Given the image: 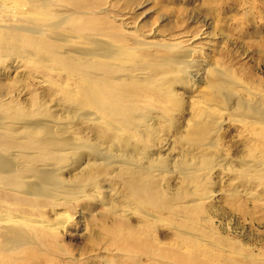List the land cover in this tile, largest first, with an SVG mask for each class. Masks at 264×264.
<instances>
[{"label": "rangeland", "instance_id": "1", "mask_svg": "<svg viewBox=\"0 0 264 264\" xmlns=\"http://www.w3.org/2000/svg\"><path fill=\"white\" fill-rule=\"evenodd\" d=\"M1 1L4 0H0V23L8 27L26 26L25 32L33 28L31 24L14 17L13 11L17 9L30 11L28 6L22 4L25 0H14L17 6L12 0ZM41 4L51 14L48 24L55 22L58 33L70 35L71 45L87 49L90 47L89 40L109 43L123 56L135 55V60H138L134 73L146 71L145 65L156 59L154 55H164L167 46L176 45L180 50L193 49V60H199L200 66L207 72L205 79L201 74L196 82L189 81L185 75H169V85L165 87L167 94L163 93L169 98H165L162 105L159 102L148 104V108L139 105L148 109L142 113L149 134L143 138H130L128 132H124L127 129L123 120L125 116L120 114L116 119L121 122L122 128H119L123 130L120 143L128 151L141 149L148 158L160 155L166 161V170L154 178L152 188L164 192L168 204L173 203L174 206L171 205V214L163 215L165 222H156L153 235L158 241L165 242L170 236L175 238L173 230L175 226H181L179 220L172 217L176 210L174 200L183 188L173 163H187L193 157L197 168L204 170L205 166L199 160L210 158V161H206L210 169L201 171V174H207L205 182L198 186L202 199L200 210H197L193 222L188 220L183 223L185 229L209 236L208 229H211L219 234L220 240L223 239V247L229 245L241 261L245 260L248 252L254 256L258 253L256 257L263 259L264 253H260L264 252V186L259 181L247 183L244 181L246 179L237 178L235 171L238 169L237 159L246 154L248 145L256 144L258 138L244 131L243 119L232 108L233 104H224L216 94L208 71H221L227 87H230V90H225L234 93V96H241L244 102L248 103L250 97L245 90H252L255 97L258 98L259 94L264 99V0H43ZM72 26L80 27L82 33L72 31ZM94 28L100 29V34L94 35ZM57 43L62 48L66 45ZM15 48L16 52L10 48L0 50V100L16 102L27 112L32 110L53 117L58 115L55 117H62L63 120L69 119V110L60 94L57 96V89L71 87L67 85L72 84L73 79L65 75L66 70L59 69L49 60L45 63L42 61L44 66H34L36 57L25 55L20 45ZM194 100L197 105L209 101L208 105L216 109L228 110L230 119L221 126L217 137L211 136L212 133L205 135L199 128L184 129L187 119H191L193 125L198 123L188 112ZM9 107L3 106L5 109ZM70 133L78 141L87 140L97 146H101L97 135H109L95 124L83 121L76 122ZM207 142H215L213 145H216V150L209 154L199 151ZM81 153L72 156L73 163L64 164L58 176L65 182L70 183L78 176L81 169L77 164L84 158V150ZM94 161H97L96 164L91 160L92 165L95 164L93 169L100 173L99 177L96 176V188H100L87 189L84 193L86 197L68 202V206L66 203L50 202L46 207H39L47 200L38 198L33 199V210L31 205L15 206V200L6 197L4 194L7 191L0 187L1 215L4 216V210H7L15 215L46 219L52 223L66 221L61 230L51 232V237H34L30 232L33 239L27 245L18 247L17 251L21 252L15 258L10 257L11 249L4 246L2 240L8 231L4 228L9 224L0 223V264H107L104 255L122 254L115 251L112 243L108 244L111 240L118 245L122 243L109 233L111 228L121 230L119 225L113 223L112 216L116 217L124 211L123 217L135 224L141 213L130 202L127 177L114 167L107 169L97 165L98 160ZM234 190H238L239 195ZM96 192L99 193L95 195ZM90 195L95 197L89 198ZM56 213L61 215L56 216ZM125 218H120V221H125ZM143 260L140 264H148ZM161 263L169 264L162 261L155 264Z\"/></svg>", "mask_w": 264, "mask_h": 264}, {"label": "bare ground", "instance_id": "2", "mask_svg": "<svg viewBox=\"0 0 264 264\" xmlns=\"http://www.w3.org/2000/svg\"><path fill=\"white\" fill-rule=\"evenodd\" d=\"M5 1L7 0L1 2ZM41 3L43 0H25L22 4L28 6L30 11L24 12L16 7L17 11H13L18 21L32 25L31 30L25 32L26 26L25 28L13 25L8 27L7 24L0 23V50L6 51L10 48L16 52L15 47L20 45L25 55L36 57L34 66H44L42 61L45 63L49 60L59 69L66 70L65 75L73 79L72 84L67 85L71 87L63 89L59 87L57 96L60 94L59 97L65 101L70 118L63 120L62 117H55L58 115L53 117L32 110L27 112L16 102L0 100V187L7 191L4 195L13 198L15 206L31 205L32 210L35 208L33 205L35 198L47 200L39 204V207H46L50 202L67 204L80 197L84 198L87 189L96 188L98 182L96 176L99 177L100 173L93 167L97 162L94 160H98L97 165L107 169L114 167L122 176L127 177V181L130 182L128 188L130 202L133 208L141 213L137 222L131 224L129 218L123 217L124 211H121L116 217L112 216L113 223L119 225L121 230L104 228L109 229L110 234L122 241L120 245L112 240L108 243H112L115 251H120L122 254L104 255L107 264H140L142 259L148 264L160 261L169 264H264V258L256 257L258 253L254 256L248 252L244 256L245 260L241 261L229 245L223 247V239L220 240L219 234L211 229L208 231L213 237L185 229L183 223L188 220L193 222L197 210H200L202 199L198 186L205 182L207 174L206 172L201 174V171L210 169L206 162L210 161V158L199 160L200 164L205 166L204 170L197 168L191 156L192 161L187 163L178 165L173 163L174 170L182 181L181 189L185 188L176 196L174 200L176 210L172 213V217L179 220L181 226L172 229L175 238L170 236L168 240L163 239L165 242L158 241L153 235L156 231V222H165L163 215L168 212L171 214V205L174 206L173 203L168 204L164 192L152 188L155 185L154 178L166 170V161L160 155H157V158H148L141 149L135 148L137 150L135 152L128 151L125 145L120 143L122 142L120 134L123 130L119 128L121 122L116 121L120 114L125 116L123 120L127 129L124 132H128L130 138H143L149 134L150 130L145 124L142 111L148 110L146 109L148 104L159 102L162 105L164 99L169 98L163 96V93L167 94L165 87L169 85L167 80L169 75H185L191 82L192 80L196 82L200 74L202 77L204 75L205 79L207 72L202 69L199 60H193L195 57L193 49L180 50L175 47L176 45L167 46L164 55L159 57L154 55L156 59L145 65L146 71L134 73L135 62L138 60H135V55L123 56L109 43L100 40L90 42L85 38L89 40V48L80 49L75 47L76 45H71L70 35L58 33V25H55V22L48 24L51 14ZM72 31L82 33L80 27L77 29L72 26ZM100 31L98 28L92 30L94 35L100 34ZM57 42L66 45L62 48ZM208 72L212 78L211 83L217 90L216 94L224 104H233L232 108L243 119L244 131L258 138L256 144L248 145L246 154L237 159L238 169L235 170L237 178L246 179L244 181L247 183L259 181L264 186V99L257 93L258 98L255 97L252 90L244 89L250 96L249 102H244L241 96L237 94L234 96V93L226 91L230 90V87H227L228 84L222 78L221 71L212 69ZM195 102L194 100L190 103L188 112H190L189 116L197 119L198 123L193 125L191 119H187L184 122V129L199 128L205 135L212 133L211 136L217 137L221 126L230 119L228 110L216 109L208 105L209 101L207 104L202 103L203 105H197ZM55 103L58 105L57 102ZM7 105H10L9 109L3 108ZM139 105H146L143 106L146 108L143 109ZM78 121L91 122L109 135H103L104 137L97 135L101 146L87 140L79 139L80 142L70 133L72 126ZM212 142L204 143L203 149L199 151L203 150L208 154L213 152L216 145ZM81 150L86 154L77 164L81 170L72 182L67 183L58 175L63 171L64 164L73 163L72 156L81 153ZM91 160L95 162L94 166ZM238 192L234 190L237 195ZM97 193L99 192L95 195ZM91 196L94 195H90L89 198H92ZM3 201L8 204L6 200ZM4 211V216L9 217L0 214V223L9 225L4 228L8 229L6 235H3L5 238L1 239L4 246L11 249V258H15L16 254L21 252L17 251L18 247L31 242L33 237L30 232H33L34 237H51V232L61 230L66 222L64 220L52 223L46 219H33L30 216H19ZM129 212L132 213L130 210ZM59 215L61 214L56 213V216ZM118 217L125 218V221H120ZM262 253L264 252L261 251L260 254Z\"/></svg>", "mask_w": 264, "mask_h": 264}]
</instances>
